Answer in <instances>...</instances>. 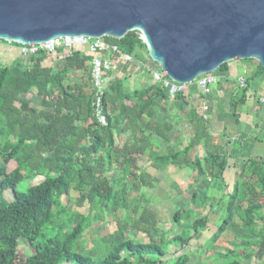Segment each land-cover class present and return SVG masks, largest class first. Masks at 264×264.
<instances>
[{
  "label": "trees",
  "instance_id": "trees-1",
  "mask_svg": "<svg viewBox=\"0 0 264 264\" xmlns=\"http://www.w3.org/2000/svg\"><path fill=\"white\" fill-rule=\"evenodd\" d=\"M105 40L134 58L139 51L148 55L138 33H131L121 41ZM51 58L59 61L55 67L48 63ZM92 59L80 53L69 56L59 50L54 55L40 52L28 57L26 67L21 61L9 67L0 65V264H15L21 242L31 251L24 264H165L170 247L185 249L207 230L209 222L200 218L188 224L199 198L198 193L194 194L189 209L180 205L172 215V223L181 232L167 238L158 228L157 214L147 207L148 201L143 198L133 201L125 194V187L130 185L138 194L143 189H155L154 178L139 173L134 157H146L155 171L169 167L188 169L193 185L203 187L212 180L225 184L229 160L239 159L241 144L232 143L229 154H220L218 138L213 136L214 124L202 118L207 100L203 96H199L187 116L193 134L186 147L171 148L165 155L155 152L153 139L167 142L174 129L168 122L155 121L156 101L171 100L161 85L126 94L120 82L112 83L111 92L104 98L108 126H99L92 91L87 90L88 86L70 82L73 73L84 70ZM217 72L226 74L228 64ZM255 77H264L259 64ZM88 81L91 85V69ZM246 81L250 89L249 80ZM249 89L238 90L230 100L234 118ZM33 90L43 110L31 107L27 101ZM172 99L190 105L184 94ZM133 100L136 103L132 108L122 106ZM121 120L127 123L132 144L118 149L114 130ZM89 122L87 128L78 126ZM221 133H226L225 127ZM199 150L203 156L198 155ZM11 162L16 168L9 173ZM114 171L120 177L108 180L106 174ZM38 177L44 179L39 185L26 192L18 190L24 180ZM238 178L231 194H224L215 204L207 199L210 209L226 201V217L205 249L206 254L212 251V264H264V165L258 160H245ZM7 191L14 193L12 203L5 200ZM71 192L77 194V208L88 206L87 214L62 204V198L69 197ZM206 192L203 189L202 193ZM120 211H127L128 215L121 216ZM106 216L116 223V232L85 250L84 234L103 223ZM233 225L239 228V233L229 242V248L216 251L218 242ZM138 234L145 236L147 243L137 242ZM188 261L184 255L174 264Z\"/></svg>",
  "mask_w": 264,
  "mask_h": 264
},
{
  "label": "water",
  "instance_id": "water-1",
  "mask_svg": "<svg viewBox=\"0 0 264 264\" xmlns=\"http://www.w3.org/2000/svg\"><path fill=\"white\" fill-rule=\"evenodd\" d=\"M131 33L179 85L232 62L264 69V0H0V41L8 45Z\"/></svg>",
  "mask_w": 264,
  "mask_h": 264
},
{
  "label": "rangeland",
  "instance_id": "rangeland-1",
  "mask_svg": "<svg viewBox=\"0 0 264 264\" xmlns=\"http://www.w3.org/2000/svg\"><path fill=\"white\" fill-rule=\"evenodd\" d=\"M7 48L11 47L9 45H3L2 43H0V65L9 67L14 62L21 61L24 67L28 66V58H22L20 56L19 51H9ZM137 58L142 62V64H144V66L148 70H158L157 66L149 60L148 55L144 51H139ZM55 59L56 58H51L48 63L52 65V63L55 62ZM245 66H252L255 69H258V63L255 61H240L228 64V72L231 75L246 76L247 72L244 71ZM89 74L90 67L87 66L86 68H84V70H82V72L73 74V78L79 84L81 83L85 85L84 82H88ZM212 75L216 78H221L222 73L217 72ZM258 86V79H255L252 82L250 91L252 93L257 92ZM84 87L87 86L85 85ZM236 93L237 83L235 81L225 82L224 80H219L218 85L212 89L206 101L209 107V113L207 115V118L210 121L216 119L218 120L219 117L221 118V120H223L224 117H222V115H230L229 117L232 119V121L230 122H234L233 124L235 125V119L231 116L233 114V109L229 106V96H234V94ZM184 95L186 96V102L190 103L189 106H187L185 102L174 101L171 98V100L168 102L158 101L157 106L154 109V114L156 116L155 119L159 124L168 122L174 127L173 131L169 135L168 141L164 142L158 148L161 155L167 154V152L171 148H173V144L177 141L179 142L180 148H182L187 144V139L193 134L192 127L187 122V116L189 114L190 109L195 105L194 101L198 102L200 91L197 89V86L194 83L191 86H187L186 93ZM188 96L192 98H189ZM27 101L29 102L31 107L40 108V102L36 98L35 90H33L31 95L27 97ZM253 102L256 104V101L253 100ZM248 106L249 105H247V107ZM145 120L147 119L145 118ZM253 124L259 130H264V116L262 114L260 116L255 115ZM230 129H233V127H231ZM233 135V132H226L224 136L216 137L218 138V143L221 147L222 154L223 152L225 154H229L232 148L231 142H237L235 141L236 137H234ZM124 140L125 139L121 140V144L124 142ZM198 155L203 156V151L199 150ZM250 155L251 154L249 153H244V155H242V157L238 160H229L228 169L225 172V184H221L216 180H212L206 183L204 187L202 185H193L191 181L192 172L188 169L179 170L175 167H169L165 170L155 171L146 163L145 158L142 160V162H140V166L143 167V171L147 172V174H150L154 178L155 189H143L138 194L130 185L125 187V194L130 200L133 201L140 200L141 198L148 201V204H146L147 207L157 214L158 228L162 233L167 234V238H172L181 232L179 226L172 223V215L175 209L180 205L185 206L186 210L189 209L190 199L194 194L198 193L199 198L197 201L196 208L194 209V214L188 224L200 218H207L209 222L207 225V230L201 233L198 237H196L185 249H177L175 247H170L168 250V257L164 260L165 264H174L175 260L178 257L184 255L187 256L189 259L187 264H212V261L210 259L212 251L206 254L205 249L210 239L217 232L223 219L226 217V201L221 206H215L213 209H210L209 204L207 203V199H209L211 203L215 204L220 198L223 197L224 194L232 192L231 187H233L234 184L239 180V169L245 162L244 158L245 156ZM1 164L2 159L0 157V165ZM15 168L16 164L14 162H11L7 170L10 173ZM119 177L120 174L117 171L109 172L108 174H106V178L110 181L115 180ZM43 181L44 179L42 178H28L27 180H24L22 182L18 190L21 192H26L30 187L37 186ZM252 182L253 181H249V183ZM203 189L207 190L205 194L202 193ZM4 196L5 200L8 203H12L14 201V193H12L11 191L5 192ZM76 199L77 194L71 192L70 196L63 197L61 202L63 205L69 206L71 210L78 211L81 214H87L88 206L85 205V207L83 208H77L75 203ZM118 214L121 216H127L128 212L120 211ZM116 230V223L112 221V218L110 216H106L104 218L103 223L95 225L94 228L88 230L84 234L82 240V247L85 250H89L93 248L102 238L113 234L114 232H116ZM239 231V228H237L236 225H233L229 229V233L227 235H224L218 242V248L216 251L223 252L225 249L229 248V242L232 241L233 237L237 233H239ZM136 241L139 243H147L148 239L145 236L138 234L136 237ZM20 245L21 246L19 249L18 259L16 260L15 264L26 263L28 257L31 254V251L29 250L25 242H21Z\"/></svg>",
  "mask_w": 264,
  "mask_h": 264
},
{
  "label": "crops",
  "instance_id": "crops-1",
  "mask_svg": "<svg viewBox=\"0 0 264 264\" xmlns=\"http://www.w3.org/2000/svg\"><path fill=\"white\" fill-rule=\"evenodd\" d=\"M10 47L11 48H7L9 51H19V48H16L13 46H10ZM82 55H85V54H82ZM58 62H59L58 59H55V62L52 63V67H55ZM87 66H89L91 69L90 63ZM244 71L247 72L246 76L231 75V74H229V72H227L226 74H222L221 78H217L218 83H219V80H224L225 82L235 81L237 83L238 79L245 78V79L249 80V86L250 87L252 86V82L255 79H258L259 86H258L257 92H255V93H252L249 89V91L246 95L247 99H246L245 103H243L242 105H239V107L237 108L236 118H234V119L238 120V125H234L233 124L234 122L233 123L230 122V121H232V119L229 117L230 115H228V116L222 115V117H224L223 120H221V118H220L219 122H216V121H218L217 119L212 121L213 122L212 124H214L213 136H215V137L224 136L221 132L223 131V128L225 127L226 132H229V133L233 132L234 133L233 136L236 137V139H235V141H237L236 143L241 144V148H240L239 155H238L239 159L242 157V155H244V153H249L251 155L245 156V158H244L245 160H249V159L258 160V161H261L263 164L264 163V132H261V131H264V130L263 129L259 130L253 124V121L255 119V115L260 116L262 114L264 116V108L258 107L253 102V100L256 101V98L258 96L264 95V77H262V78H256L255 77L254 78V75L256 73V69L252 66H245ZM78 72H82V71H76L73 74H76ZM112 78H113L112 83H117V82L121 83L123 90L126 94H133L135 91L147 89V88L154 86L153 82H152V78H151V71L148 70L138 58L135 59V62L133 64H130L127 66L126 65H120L118 67V70L112 75ZM70 82L75 83V84H79L73 78V75L71 76ZM84 83L86 86H88V90L91 92L92 88H91L89 81L87 83L86 82H84ZM79 85H84V84L80 83ZM195 85L197 86L196 83H195ZM189 86H191V85H189ZM197 89L200 91V96H203L202 91L199 89L198 86H197ZM238 90L239 89H238V84H237V92H238ZM110 92H111V90H109V93ZM193 94H194V92H193ZM235 95L236 94H234V96ZM234 96L233 95L229 96V104H230V100ZM188 97L192 98L190 96H188ZM206 99H208V96L206 97ZM206 101L207 100H205V102ZM156 102L158 103V101H156ZM135 103H136V100H133L132 103L129 102L128 104H122V106L132 108L133 105H135ZM194 103L196 104L197 102L194 101ZM247 105H249V106L247 107ZM35 109L43 110L42 108H35ZM114 114H116V112ZM231 116L233 117V115H231ZM155 118H156V116H155ZM144 120H145V118H144ZM208 120L209 119L207 118L205 121H208ZM147 121L148 120H145V122H147ZM155 121L157 122L156 119H155ZM89 124H90V122L89 123H79L78 126L82 127V128H87V126ZM225 124H226V126H225ZM231 127H233V129H230ZM179 135H181V134H179ZM122 139H125V140L121 144ZM114 142H115V146L118 149H122L123 147H125L127 145L130 146L132 144V134L129 131V128L127 126L126 121L121 120L119 123L118 129L114 130ZM152 142L154 144V146H153L154 151L160 153L158 148L163 143L158 141V139H156V138L153 139ZM231 144H232V142H231ZM186 145L183 146L182 148H180L179 142L177 141L176 143L173 144L172 147L183 149L184 147H186ZM220 154H222L221 151H220ZM224 154L225 153L223 152L222 155H224ZM102 155H103V153H102ZM134 158L136 159V161L138 163V167L140 169L139 173H147V172H144L143 167L140 166V162H142V160L144 158L146 159V163H147V158L146 157H139V156H135ZM38 178H41V177H38ZM224 179H225V175H224ZM231 189L233 190V187H231ZM229 194H231V192H229Z\"/></svg>",
  "mask_w": 264,
  "mask_h": 264
},
{
  "label": "built area",
  "instance_id": "built-area-1",
  "mask_svg": "<svg viewBox=\"0 0 264 264\" xmlns=\"http://www.w3.org/2000/svg\"><path fill=\"white\" fill-rule=\"evenodd\" d=\"M59 50H64L69 56L74 53H80L93 58L90 66L95 120L99 126L107 127L108 121L105 115L104 98L113 82L112 75L118 70L120 65L133 64L136 58L121 53L117 46L108 44L105 39H90L86 37L60 38L45 44L28 45L19 48L22 58L36 56L40 52L54 55ZM157 69L156 71H151L153 85H161L167 90L171 98L178 94L186 93L187 86L174 83L158 66ZM196 84L202 91L203 97L206 98L210 95L212 88L218 84V81L213 75H207L198 79ZM237 84L238 89L241 91L249 89L245 78L238 79ZM256 104L264 108V95L256 98ZM208 113L209 107L204 102L202 107V118L204 120L207 119Z\"/></svg>",
  "mask_w": 264,
  "mask_h": 264
}]
</instances>
